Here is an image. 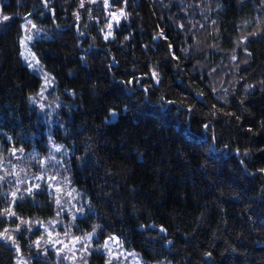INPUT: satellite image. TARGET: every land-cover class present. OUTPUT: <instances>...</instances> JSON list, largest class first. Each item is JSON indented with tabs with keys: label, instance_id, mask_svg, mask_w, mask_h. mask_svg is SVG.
Instances as JSON below:
<instances>
[{
	"label": "trees",
	"instance_id": "obj_1",
	"mask_svg": "<svg viewBox=\"0 0 264 264\" xmlns=\"http://www.w3.org/2000/svg\"><path fill=\"white\" fill-rule=\"evenodd\" d=\"M111 10L126 19L106 38ZM25 19L62 104L51 137L86 200L74 231L116 236L145 263L264 264V0H0V140L43 153ZM9 207L0 185V231L55 213L42 191ZM38 236L22 226L21 253L53 264ZM15 260L0 240V264Z\"/></svg>",
	"mask_w": 264,
	"mask_h": 264
},
{
	"label": "rangeland",
	"instance_id": "obj_2",
	"mask_svg": "<svg viewBox=\"0 0 264 264\" xmlns=\"http://www.w3.org/2000/svg\"><path fill=\"white\" fill-rule=\"evenodd\" d=\"M121 12L120 10L110 11L104 28L105 37H113L115 29L126 19L125 14L121 15ZM188 19L191 23L196 21L194 16H189ZM27 21L29 19H25L22 23L21 40L24 43L22 45L20 41V54L23 53L22 60L29 70L40 77V87L34 95L30 96L29 105L37 112L39 121L48 132L47 150L43 153L35 150L26 151L0 140V185L10 204L7 215H9L8 210L13 212L12 206L17 199L40 191L48 194L55 213L53 217L45 220L19 218L17 227L0 231V236L3 237L0 240L14 247L16 264H30L21 253L16 240L17 228L19 227L20 231L22 226L27 233L38 231L39 236L34 240V248L43 255L47 254L53 264H87V257L92 251L102 252L107 264H169L166 261L145 263L136 252L125 249L116 236H110L114 237V240L108 237L98 243L95 241V231L86 233L74 231L73 222L83 215L86 200L82 192L71 183L67 165L69 152L51 137V130L62 125L60 116L62 104L53 76L43 68L31 49V42L40 36L42 30L31 20V24ZM29 36L32 38L28 39ZM29 65L32 66L29 67ZM37 177L40 178L37 179ZM36 185H39V188H36ZM29 188L32 189L31 193L28 191ZM89 233H92L91 239H86ZM75 237H80V241L74 242ZM106 241L107 247H105Z\"/></svg>",
	"mask_w": 264,
	"mask_h": 264
},
{
	"label": "snow or ice",
	"instance_id": "obj_3",
	"mask_svg": "<svg viewBox=\"0 0 264 264\" xmlns=\"http://www.w3.org/2000/svg\"><path fill=\"white\" fill-rule=\"evenodd\" d=\"M93 2H95V0H93ZM104 3H105V6L107 7L108 6V0H104ZM81 7H83V3L81 4ZM121 15H123V12H121ZM115 18V17H114ZM126 18V17H125ZM2 19H3V21H7V20H9L10 19V17H8V16H3L2 17ZM27 23L28 24H31L32 22L29 20V21H27ZM33 27H35V25H32ZM109 27H111V25H109ZM109 35H111V33H109ZM253 35H255V33H253ZM32 37L31 36H29L28 37V39H31ZM107 38V37H106ZM125 39H127V37H125ZM23 43H24V41L23 40H21V44L23 45ZM169 47H171V45L169 46ZM21 55H23V53H21ZM234 59H235V57H233ZM32 65H29V67H31ZM113 115H114V113H113ZM262 171H264V170H262ZM40 177H37V179H39ZM54 179V178H53ZM36 188H39V185H36L35 186ZM28 191H29V193H31V191H32V189L31 188H29L28 189ZM13 195H15V193H13ZM57 203L59 204V200H57ZM8 214L9 215H15V213H13V212H11L10 210H8ZM5 231H7V230H5ZM17 231H19V227L17 228ZM161 231H165L163 228H161ZM66 235H67V233H66ZM91 236H92V233H89L88 235H87V237H86V239H91ZM0 238H3L2 236H0ZM8 239H12L11 237H8ZM80 237H75L74 238V242H79L80 241ZM110 239H115L114 237H110ZM57 242H59V241H57ZM13 243H15V241L13 240ZM37 243V245L39 244V242L37 241L36 242ZM105 247H107V241L105 242ZM210 255V254H209Z\"/></svg>",
	"mask_w": 264,
	"mask_h": 264
}]
</instances>
